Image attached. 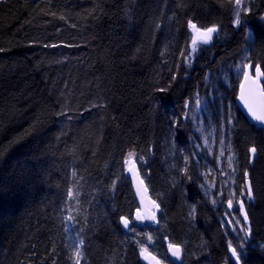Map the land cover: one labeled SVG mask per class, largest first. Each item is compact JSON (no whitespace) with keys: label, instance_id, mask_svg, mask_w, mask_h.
<instances>
[{"label":"trees","instance_id":"trees-1","mask_svg":"<svg viewBox=\"0 0 264 264\" xmlns=\"http://www.w3.org/2000/svg\"><path fill=\"white\" fill-rule=\"evenodd\" d=\"M235 12V0H0V264H171L169 243L182 264H234L229 244L264 264V130L237 108L234 73L243 59L264 73V0H242L239 27ZM189 20L218 26L210 44L193 51ZM197 99L233 155L232 207L217 185L205 194ZM130 158L161 213L125 233Z\"/></svg>","mask_w":264,"mask_h":264},{"label":"water","instance_id":"water-1","mask_svg":"<svg viewBox=\"0 0 264 264\" xmlns=\"http://www.w3.org/2000/svg\"><path fill=\"white\" fill-rule=\"evenodd\" d=\"M189 31L191 33V38H192L191 42L193 44V38H194L195 33L191 28H189ZM215 34L216 33L213 34V37L215 36ZM211 41L207 44H210ZM197 43H200V42H197ZM244 71H247L253 80L256 79V75H257L256 74V67L255 68H252V66L246 67ZM262 80H263V76H261L259 78V85H260L261 89H263ZM242 84L244 85L245 98L248 100V103L253 108V111H255L257 115L264 114V99H262L259 96L258 92L256 91V85L253 84L251 80H248V81L245 80L244 73H243V76L240 80V84H239L238 89H237V96H236L237 107L249 122L254 123L257 127L264 130V125L253 120L252 115L249 113L248 108L245 107V101L241 100V92H242L241 86H242ZM250 158H251V160H254L252 158L251 152H250ZM125 176L130 181L132 191H133V195H134V198H135L136 203H137V209L134 211L132 220L131 221L129 220L130 221L129 228L132 225H135V226L140 227V228H145V227L157 228L158 227V217L161 213L160 207H158V208L155 207V205H158V204L156 203V201H154L151 198L149 190L146 187V184L144 183V180L142 179V177L140 175L138 166H137V164L133 158H130L126 161ZM141 181H143V183H141ZM241 204H242V202L240 201L239 202V213H240V216H241L243 222H245L244 221L245 210L243 212L241 211ZM153 213H155L156 221H153L152 219H150V216ZM138 214L143 216L144 219L143 220H137L136 217ZM120 224H121V222H120ZM121 227L125 233L128 232L129 229H125L122 224H121ZM229 253H230V257H231L233 263L235 264V258L232 257L230 249H229ZM182 256H183V253H182V249H181V259L177 260L175 257H173L171 255V252L169 251V247H168L167 258L171 264H182ZM153 258H155V259H153ZM157 261L159 262V264H163L160 261V259H158V257H156L152 253H148V254L144 255L142 258L143 264H156Z\"/></svg>","mask_w":264,"mask_h":264},{"label":"rangeland","instance_id":"rangeland-1","mask_svg":"<svg viewBox=\"0 0 264 264\" xmlns=\"http://www.w3.org/2000/svg\"><path fill=\"white\" fill-rule=\"evenodd\" d=\"M248 65L243 59L234 69V73L241 80L244 71H237L238 66ZM245 70V68H244ZM205 109V102L201 99L196 100L194 107L193 124L195 126L196 135V152L197 158L206 167L204 173V188L205 194L210 201H213L212 193L217 185L219 194L223 192L229 200L227 206H234L235 202L232 199V178L230 174L233 169V155L229 147L225 146L223 142L216 145L215 131L200 119L199 114ZM223 188L225 191H223ZM231 201V205H229ZM239 204V203H238ZM224 219L230 226L238 227L240 234L244 232L239 217L233 212L226 213Z\"/></svg>","mask_w":264,"mask_h":264},{"label":"snow or ice","instance_id":"snow-or-ice-1","mask_svg":"<svg viewBox=\"0 0 264 264\" xmlns=\"http://www.w3.org/2000/svg\"><path fill=\"white\" fill-rule=\"evenodd\" d=\"M235 5H236V12H235V19L233 20V25L235 27H239L241 24V5H242V0H235ZM243 11L245 13H247L249 11V9L247 8H243ZM262 20H264V17L261 18ZM188 26L189 28H191L195 35L193 38V51H195V45L197 42L203 43V44H207L209 43L212 38H213V34L218 32V26L217 25H212L204 30H201L200 28L197 27L196 24H194L191 20L188 21ZM246 42H255V37H254V33L249 30V32L247 33L246 37ZM246 67H251V64L249 63L248 65H243V66H238L237 67V71H244V68ZM256 79L253 80L252 77L249 75V73L247 71H244V76H245V80H251L253 84L256 85V91L258 92L259 96L264 99V89L260 88L259 85V78L261 76H264V73H261L260 71V66L257 65L256 66ZM173 79H175V76H173ZM242 88V92H241V100L245 101V107L248 108L249 113L252 115L253 120L261 123L262 125H264V114L262 115H257L255 111H253V108L251 107V105L248 103V100L245 98V93H244V85L242 84L241 86ZM163 91V90H161ZM251 91V90H250ZM187 101H186V106H187ZM252 153V158L255 159V153H256V147L252 146L249 150ZM245 175H247V173H245ZM141 183H143V181H141ZM247 196L249 201L252 200L253 198V192H252V188H251V183H249L248 188H247ZM229 205H231V201H229ZM155 207H159L158 205H155ZM241 211H244V206L243 204H241ZM193 214H194V209H193ZM137 220H143L144 217L141 215H137L136 217ZM150 219H152L153 221H156V216L155 213H153L150 216ZM244 221L247 222L248 221V216L245 213L244 215ZM120 222L123 225V227L125 229H129V230H133L129 228V224L130 221L126 218V217H120ZM246 234L250 236L251 234V229L250 227L246 230ZM149 240H151V237L148 238ZM169 247V251L171 252V255L173 257H175L177 260L181 259V247L179 245H175L172 243H169L168 245ZM242 245H241V251H238L237 248L233 247L231 244H229V249L231 251L232 257L235 258V264H241V257L243 255L242 252ZM147 251L146 248H141V255H144V253ZM77 255H79V253H77ZM155 259V258H153ZM76 264H79V260L77 259ZM156 264H159V262L157 261Z\"/></svg>","mask_w":264,"mask_h":264},{"label":"bare ground","instance_id":"bare-ground-1","mask_svg":"<svg viewBox=\"0 0 264 264\" xmlns=\"http://www.w3.org/2000/svg\"><path fill=\"white\" fill-rule=\"evenodd\" d=\"M252 66V65H251ZM252 68H253V66H252ZM237 96V95H236ZM235 102H236V99H235ZM237 105V104H236ZM238 108V107H237ZM241 112V111H240ZM220 196V195H219ZM236 211H237V209H236ZM238 215H239V213H238Z\"/></svg>","mask_w":264,"mask_h":264},{"label":"flooded vegetation","instance_id":"flooded-vegetation-1","mask_svg":"<svg viewBox=\"0 0 264 264\" xmlns=\"http://www.w3.org/2000/svg\"><path fill=\"white\" fill-rule=\"evenodd\" d=\"M229 210L231 211V208Z\"/></svg>","mask_w":264,"mask_h":264}]
</instances>
